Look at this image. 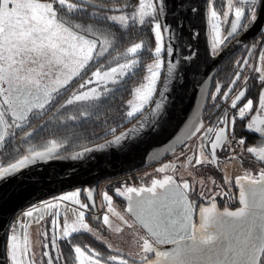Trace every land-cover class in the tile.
<instances>
[{
  "label": "water",
  "instance_id": "water-1",
  "mask_svg": "<svg viewBox=\"0 0 264 264\" xmlns=\"http://www.w3.org/2000/svg\"><path fill=\"white\" fill-rule=\"evenodd\" d=\"M155 1L165 54L162 75L153 99L133 122L109 138L56 156H51L50 151L37 152L20 159L19 164L15 163L16 168L0 176V264H7L6 241L15 215L26 207L62 191L86 186L88 199L96 210L94 194L101 181L152 165L179 149L204 118L202 115L211 82L224 59L239 45L252 42L264 29V0H261L251 24L213 54L209 41L207 0ZM123 8L114 6L108 9ZM253 49L251 43L223 98L228 97L236 86ZM247 79L245 77L244 81ZM243 87L230 101L229 108L237 107L246 97L248 91ZM221 104L222 100L208 115ZM228 113L229 109L209 143L208 152L215 163L216 150L221 148L228 133ZM216 122L217 118L204 137L206 149L205 141ZM261 157L264 160V153ZM244 195L243 205L237 213L228 212L213 218L211 223L207 221L200 225L199 237L212 234L209 239L179 243L177 257L172 262L163 257V263L263 264L264 182L250 185ZM162 196L158 203H145V207L152 206L146 213L140 211L144 213L140 214L144 226L163 222L164 218L174 224L180 218V208L171 209V204ZM184 235L176 234L174 238Z\"/></svg>",
  "mask_w": 264,
  "mask_h": 264
},
{
  "label": "flooded vegetation",
  "instance_id": "flooded-vegetation-1",
  "mask_svg": "<svg viewBox=\"0 0 264 264\" xmlns=\"http://www.w3.org/2000/svg\"><path fill=\"white\" fill-rule=\"evenodd\" d=\"M21 1L22 3L21 5H19L20 3H16L13 0H0V154L3 153V156H5L7 152L10 151V149L16 147L18 141L21 138L25 137L24 134L32 132L38 127H43L44 118L51 112H53L57 106H59V101L61 99L63 101L66 98L74 100L85 97H92V95L94 94L92 90L88 91L85 94H80V92L77 94L73 93V90L76 89V87L79 86L82 81V83L96 82L95 87L91 86L93 90H95L98 83L105 84L119 80L131 70L134 63L139 62L138 56H134L136 52L133 54H129V52L127 51L128 47L136 43L134 42L123 50L124 55L128 56L126 59L113 66L111 65L105 70L102 69L101 65H103L105 62L103 60V57L106 58L108 56L105 50L103 52V50L101 49L103 43L100 40L101 35L98 32L96 24L92 23L83 27L82 25L76 24L74 21H72L73 17H77V12H80L81 9L83 10L84 8H86L85 6H89L86 0H45L43 5L44 11L40 12L39 14L36 13L35 15H32L33 17L43 16V18L47 20L41 21V24H43L44 27L41 30L40 38L39 33H32V31L28 28L31 27L33 23L32 25H28L27 22L22 19L25 17V15L28 16L29 11L26 7L28 0ZM230 1L231 5L230 9H228L227 0H207L208 22L211 13H216L220 17L224 18V24L221 27V30L224 33L225 38L221 47L241 34L251 24L252 20L258 12V8L261 2V0ZM52 3L58 4V9L56 8L57 12L55 10L53 11V9L51 8ZM92 7L96 6L92 5ZM108 11L117 10L108 9ZM18 13L21 16H17ZM18 20L19 26L18 28H16L17 36L19 35V29L27 25L26 30L29 31L31 35L34 34V36L38 37L36 40L40 41L42 45L45 44V46H43L41 49L37 48L36 50H34V48H32V46L30 47V45L19 43V40H8L7 37H13L12 34H9L10 30H7L9 22L13 21L11 22V24H17ZM48 31L52 32V34L54 35H57L58 43L56 46H53L52 56L48 55L49 59H46L47 52H50V49H48L49 43L44 39V34ZM259 35L253 38L252 42H245L236 47V49L229 53L228 56L224 59V61L228 58L230 59L232 58V54L235 55L237 53V63L240 61L237 69L238 71L240 65L244 61L248 49L251 46V43L253 44V53L240 78L238 79L236 86L232 89L230 95L223 98V93H218L214 94L213 99H211L212 94L215 93L213 92L208 97V101L206 104L207 112L204 116V119L208 120V122L204 126V130L206 131L201 140V145L207 156L210 158V162L204 163H208L212 168L217 167L218 162L223 159L222 153L225 154L228 152L227 155L239 154L240 151L242 152L247 148L255 159L261 157V155L264 153L261 152L264 150V86L260 90H257L254 87L253 81H260L257 79L256 71L254 70L256 63L255 61L251 63L253 55H256L255 53H257L261 48L260 46L263 39L259 43ZM98 36L100 37L99 39ZM64 37L68 38L69 41H73L74 44L69 43L68 46L66 44H63L62 42ZM33 40L34 38H32V36L26 35V43ZM257 44L258 47L256 48ZM82 47L84 48L82 49ZM34 51H36V53H34ZM123 51L117 50L116 53ZM102 53H104L105 55ZM19 56L23 57L22 61L19 60ZM123 63L131 64V68L128 69L126 74H124L120 78L116 77L114 74L110 75L109 70L111 68ZM98 71H107V80L102 78V75L100 76V73L98 78L96 76V73ZM245 77H248V79L244 81ZM215 78V85H217L220 81H223L220 79V77H218L217 74ZM101 86L103 85H100V87ZM242 87L246 88V90L248 91L247 95L252 94V100L255 99L253 109L254 120L247 121V119L245 118V124L246 127H248L247 129L250 131V133L248 135H244V141L242 142L241 149L238 152L233 153L229 150V147L226 144V140L229 135L233 134V129H230V119L232 117V111L237 110V108H229V103L232 93L235 91L237 93V91L242 89ZM220 100H222V104L215 112H213L211 115H208L209 113H211L210 111L216 107ZM228 109L229 129L223 141V145L221 146V148H217L216 150L217 163H215L211 154L208 152L209 143L213 140L215 132L223 123L224 115ZM216 118L217 122L209 133L207 140L205 141L207 147L206 149L204 147V137L210 129L211 123ZM238 119L239 112L236 120ZM249 127L252 128L249 129ZM239 138L242 141V137ZM248 138H250L251 141L249 145L245 144ZM153 165L154 164L129 173L142 171L145 168ZM127 174L128 173L124 175ZM124 175L119 177L123 178ZM116 178L103 180L104 184L102 187V192L104 191L107 183L110 180L112 181ZM98 186L94 194V206H96V210H93L92 204L88 199V194H86L85 192L84 194L83 192L81 194L84 199L86 198L88 204L85 217L87 213H92L93 216H98L102 213L101 211L105 209V206H103L101 210H99L97 207V198L99 196ZM118 187L114 190L116 195L120 199L119 204H122L124 209L128 207V211L134 213L135 215H144V213H141L140 211H144L145 201L157 197L159 192H162V194L165 192V194L163 195V199L164 201L168 202V204L172 205H169L171 209L175 207L180 208V218L177 220L175 219L176 221L174 222V224L165 221V218L163 222H154L150 224L151 226L149 224L148 226H144V224L141 222L139 224L141 228L145 230L147 237L151 238L154 242H157L159 247L163 246V250L165 252L164 258H167L170 262H172V259H175L177 257V254L180 252V248L178 246L179 243H182L183 241H192L195 239L198 240L200 238L199 235L201 234L202 227L200 225L207 222L205 210L201 207L203 206V204H207L208 202H205V200L204 202L200 201L203 199V197H201L199 193L202 192H200L197 187L194 188V191H191L186 183L178 182L175 177L171 178V181H168V183L164 187H160L154 192L146 189L141 191L134 188H128V195L125 193H122L121 195L117 193ZM230 192H232V195L229 194V190L226 191V195L232 198L229 202H231V204L238 203L239 206L220 207L217 203V199L214 198L216 200L217 209L224 210V213L222 215L228 212H232L233 210H237L243 205L241 198H239L238 185H234V187L231 188ZM155 200L160 201V198L158 197ZM225 208H227V210H225ZM174 214H176V212ZM169 215H165V217H172L171 214ZM222 215L219 214L214 218ZM84 220L88 221L86 218H84ZM211 221L208 222L211 223ZM88 223L92 226L94 225L89 221ZM203 229L205 230V228ZM55 232L56 230L54 228L53 234L50 233L44 236L45 240H43V242H41L40 244L43 264H59V261H57L59 257L58 251L62 249L63 245V242L61 243V239L67 238L70 234L74 233L72 232L67 236L57 238ZM89 233L92 234L91 232ZM101 234L103 235V233ZM176 234L185 235L179 238H174L176 237ZM93 236L98 239L99 243H102L103 250H97L91 246L89 247V245L76 246L74 248V253L76 256V262L74 264H78V247H83L85 250H89L90 253L92 252L90 251V249L92 248L94 252L98 251L100 253L98 255L101 256L100 260H102V262L108 261L113 250H111L105 242L101 241V239H99L97 235ZM143 260L144 259H140V261Z\"/></svg>",
  "mask_w": 264,
  "mask_h": 264
},
{
  "label": "rangeland",
  "instance_id": "rangeland-1",
  "mask_svg": "<svg viewBox=\"0 0 264 264\" xmlns=\"http://www.w3.org/2000/svg\"><path fill=\"white\" fill-rule=\"evenodd\" d=\"M13 1L20 3L19 5L22 3L21 0ZM227 5V8L230 9V0H227ZM41 11V7L30 10L28 16L24 17V20L28 25H32L34 23L31 19L32 15L39 14ZM17 16L21 15L18 13ZM106 16L110 21L122 26L129 24L140 25L149 21L155 34L154 56L146 63L145 73L141 77V80L133 86L132 94L127 100L126 116L127 118H132L142 113L150 104L156 93L164 67L162 53L165 46L157 4L155 0H136L135 4L126 9L107 11ZM11 22L13 21L9 22L7 30H10L9 34H12L13 37H7L8 40H19V43L30 45L34 50L37 48L41 49L45 46V44L42 45L40 41L36 40L38 38L36 36H33V41L26 43L23 34L19 33L17 36L16 28L19 26V20L17 24H11ZM208 23L211 52L214 54L221 48L225 38L221 30L224 24V18L216 13H211ZM37 25H40V22L35 23V27ZM41 30H33L35 33H39V38ZM44 39L49 43L48 49H50V52H47L46 56V59H49L48 55L52 56L53 54V46H56L58 43L57 35L48 31L44 34ZM62 43L68 46L73 41H69L68 38L64 37ZM141 47V42H136L134 45L128 47L127 51L129 54H133L139 51ZM260 47L256 55H253L251 63L255 61L256 65L254 70L256 71L257 79L260 82H264V39ZM19 60L22 61L23 57L19 56ZM130 68V63H123L111 68L109 73L120 78ZM99 73L100 76L102 75V78L107 80V71H98L96 73L98 78ZM214 94H212L211 99H213ZM235 95L236 91L230 96V101L233 100ZM254 104L255 99L252 100V94H248L236 107L239 112V119L246 118L247 121L254 120ZM207 122L208 120L201 119L192 136L182 147L175 150L168 157L154 163L153 166L135 173H128L122 179L115 182L110 180V184L109 182L107 183L103 192L102 187L104 181H102L98 186L99 196L97 198V207L101 210L105 206V209L101 211L102 213L100 215L94 216L96 219H99L96 225L92 226L88 221L84 220L88 204L86 198L84 199L81 194L82 192L83 194L84 192L88 194V188L86 186L62 191L26 207L21 211L20 216L23 215L25 217L27 224L22 225L14 220L9 229L6 241L7 264H40V244L45 240L44 236L50 233L53 234L54 228L57 238H62L78 230H87L93 235H97L101 241L105 242L113 250L108 261H104V263L100 260L101 256L98 255L100 254L98 251L94 252L91 248L90 251L92 252L90 253L89 250L78 247V264H164L162 260L165 256L163 246L159 247L157 242L147 237L145 230L139 225L140 222L143 223L140 214L135 215L128 211V207L124 209L122 204H119L120 199L115 193L114 185H119L122 182L121 186L117 189V193L121 195L122 193L128 195V188L141 191L146 189L154 192L156 189L164 187L168 181H171V178L175 177L178 182L186 183L191 191H194V188L197 187L202 192L199 193L200 196L208 203L203 204L201 208L205 210L207 221H211L215 216L224 213V210L217 209L214 198L217 196L221 198L227 196V190L232 195V192H230L231 188L234 185H238L239 198H241L243 203L245 190L250 185L256 186L264 182L263 157L253 158L247 148L242 152L240 151L239 154L227 155L228 152L225 154L222 153L223 159L218 162L217 167L212 168L208 163H204L210 162V158L201 145V140L206 131L204 130V126ZM234 122L231 117L230 129H233ZM251 128L249 127V129ZM243 141L244 136H242ZM19 163L20 161L16 164ZM16 164L6 167L0 165V176L6 174ZM128 184L133 186H129ZM151 207H144L145 213ZM238 211L233 210L232 212L237 213ZM94 226H97L100 230ZM210 235L212 234L200 236L199 239L207 240ZM140 259L144 260L140 261Z\"/></svg>",
  "mask_w": 264,
  "mask_h": 264
},
{
  "label": "trees",
  "instance_id": "trees-1",
  "mask_svg": "<svg viewBox=\"0 0 264 264\" xmlns=\"http://www.w3.org/2000/svg\"><path fill=\"white\" fill-rule=\"evenodd\" d=\"M34 1L28 0L27 10L30 11L41 7L42 11H44L43 5L45 0ZM86 2L89 6H85L86 8L77 12V17H73L72 21L83 27L92 23L96 24L98 32L101 35V38L98 36V39L100 38L103 43L101 49L103 52L105 50L108 56L106 58L103 57L105 62L101 65L102 69L105 70L111 65L113 66L122 62V60L128 57L124 55L123 50L130 44L141 41L143 47L134 54V56H138L139 62L134 63L131 70L119 80L105 84L98 83L95 90H93L91 86L95 87L96 82L82 83V81L80 85L73 90V93L77 94L80 92V94H85L92 90L94 96L92 95V97L74 100L66 98L62 101L61 99L59 101V106L44 118L43 127H38L32 132L24 134L25 137L21 138L16 144V147L10 149L5 156H3V153L0 154V165H13L20 159L41 151H50L51 156H56L96 144L118 133L141 114L139 113L132 118H127L126 108L127 100L132 94L133 86L141 80L146 70V63L154 56L153 48L156 39L151 24L149 21H146L140 25L129 24L122 26L115 22H111L106 16L108 8L124 6V9H126L135 4L136 0H86ZM91 4L96 7H92ZM51 8L53 11L55 10L57 12L58 4L52 3ZM31 19L34 23L28 28L32 33H34L33 30L42 29L44 27V25L41 24V21L45 20L43 16H32ZM36 22H40V25H37V27H35ZM26 27L27 25L19 29V33L23 34L25 41L26 35L32 36V38L34 36V34L31 35L29 31L26 30ZM258 38L259 43L264 39V29ZM117 50L123 52L116 53ZM164 54L165 52L163 51V57ZM239 63L240 61L237 63V53L235 55L232 54V58H228L222 62L216 74L223 81L215 85V74L210 85L208 97L213 92H215V94L223 93L222 97L224 96L235 77ZM253 82L257 90H260L264 86V82ZM100 85L103 86L100 87ZM208 97L203 110V117L207 112L206 104ZM247 128L245 118L238 119L234 122L233 134L239 137L248 135L250 131ZM250 143V138H248L245 144L249 145ZM119 179L122 178H116L112 180V182ZM121 183L119 185H114V188L116 189ZM215 199H217V203L220 207L239 206L238 203L231 204L229 201L232 198L228 196L224 198L217 196ZM200 201L204 202V199ZM85 218L94 225L99 221L92 213H87ZM62 242V249L58 251L59 257L57 261H59V264H74L76 262L74 253V248L76 246L89 245V247L91 246L97 250H103L102 243H99L98 239L87 231L74 232L67 238L61 239V243ZM42 262L43 258L41 257L40 264H43ZM261 262L264 264V252Z\"/></svg>",
  "mask_w": 264,
  "mask_h": 264
},
{
  "label": "built area",
  "instance_id": "built-area-1",
  "mask_svg": "<svg viewBox=\"0 0 264 264\" xmlns=\"http://www.w3.org/2000/svg\"><path fill=\"white\" fill-rule=\"evenodd\" d=\"M233 120L235 121L238 117V111L237 110H233L232 114H231ZM226 144L229 147V150L233 153L238 152L241 149L242 146V141L239 137L234 136L233 134L229 135L227 140H226ZM20 213H17L15 215L14 220L18 221L19 224L25 225L27 224V220L25 219V217L22 215L20 216Z\"/></svg>",
  "mask_w": 264,
  "mask_h": 264
},
{
  "label": "crops",
  "instance_id": "crops-1",
  "mask_svg": "<svg viewBox=\"0 0 264 264\" xmlns=\"http://www.w3.org/2000/svg\"><path fill=\"white\" fill-rule=\"evenodd\" d=\"M161 193H162V192H160L159 194H161ZM164 194H165V192H164L163 194L157 196V197H154V198H151V199H149V200H146L145 203H147V202H148V203H158L159 201H158V200H155V199L158 198V197L161 198V196L164 195ZM162 197H163V196H162ZM24 213H25V211H24Z\"/></svg>",
  "mask_w": 264,
  "mask_h": 264
}]
</instances>
